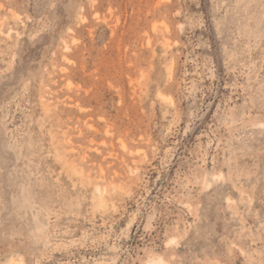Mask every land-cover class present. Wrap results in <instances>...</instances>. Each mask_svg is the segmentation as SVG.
<instances>
[{"label":"rangeland","instance_id":"obj_1","mask_svg":"<svg viewBox=\"0 0 264 264\" xmlns=\"http://www.w3.org/2000/svg\"><path fill=\"white\" fill-rule=\"evenodd\" d=\"M161 263L264 264V0H0V264Z\"/></svg>","mask_w":264,"mask_h":264},{"label":"bare ground","instance_id":"obj_2","mask_svg":"<svg viewBox=\"0 0 264 264\" xmlns=\"http://www.w3.org/2000/svg\"><path fill=\"white\" fill-rule=\"evenodd\" d=\"M161 262V261H160ZM162 264V263H161Z\"/></svg>","mask_w":264,"mask_h":264}]
</instances>
